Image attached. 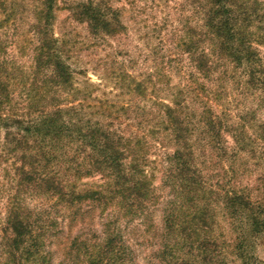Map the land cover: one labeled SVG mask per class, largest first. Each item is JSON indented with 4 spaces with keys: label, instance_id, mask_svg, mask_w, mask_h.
<instances>
[{
    "label": "rangeland",
    "instance_id": "obj_1",
    "mask_svg": "<svg viewBox=\"0 0 264 264\" xmlns=\"http://www.w3.org/2000/svg\"><path fill=\"white\" fill-rule=\"evenodd\" d=\"M79 1L87 0H56L50 25L74 81L72 89H64L55 88L49 74L33 69L38 43L34 25L40 19L41 0H0V43L5 47L1 56L15 108L26 112L28 104L40 96L49 99L53 94L61 95L62 102L67 100L82 108L85 118L97 120L123 137H134L141 143L139 152L146 158V175L155 200L148 203L145 214L134 215L129 221L117 207L101 211V207L87 203L70 220L64 205L56 204L46 194L22 198L16 190L14 157L1 156L0 264L5 261L3 226L7 208L18 196L35 224H52L44 236V250L49 251L51 264H79L81 255L77 257L71 248L73 239L99 240L104 235V223L119 215L118 225L135 264H174L171 256L179 255L193 260L198 240L207 237L217 239L211 245L216 248L211 256L214 264L225 263V241L229 264H264V234L254 238L241 233L239 238L245 237L248 245L239 256L235 248L238 231L221 202L225 187L232 185L248 188L253 199L264 200V143L251 155L237 150L235 143L246 133L253 136L260 130L264 93L246 84L242 69L225 60L216 40L208 34L206 0H94L118 12L123 28L110 36L92 34L85 22L74 18L71 6ZM237 2L259 41L264 0ZM257 41L252 45L264 61V40ZM192 42L199 45L198 54L186 51ZM200 51L208 60V75L195 67ZM175 101L190 116L194 165L210 195L195 203L187 197L184 205L205 209L207 214L182 234H167L165 218L171 211L175 214L180 210L183 198L170 163L174 141L163 122V105ZM205 115L219 121L215 129L205 127ZM98 179L99 174L83 175L76 183L79 188L89 187ZM243 222L247 228V222ZM174 240H179V248L174 247L168 255L164 247ZM192 264L204 263L195 259Z\"/></svg>",
    "mask_w": 264,
    "mask_h": 264
},
{
    "label": "trees",
    "instance_id": "obj_2",
    "mask_svg": "<svg viewBox=\"0 0 264 264\" xmlns=\"http://www.w3.org/2000/svg\"><path fill=\"white\" fill-rule=\"evenodd\" d=\"M206 2L205 28L216 40L220 53L234 68L242 69L246 84L254 85L264 93V61L252 45L258 38L249 27L251 21L245 18L244 8L237 0ZM41 5L40 19L34 25L38 43L33 53V69L49 74L50 83L55 88L72 89L74 81L69 65L50 29L56 0H41ZM71 8L74 18L85 22L92 34L110 36L123 28L118 12L109 5L87 0L75 2ZM258 33L262 38L257 42L261 43L264 40V17ZM3 46L0 43V157H14L16 190L21 197L46 194L56 204L64 205L70 220L84 203L101 207V211L117 207L123 210L121 216L128 221L134 215L145 214L155 195L152 182L146 175V158L139 152L141 143L134 137L121 136L97 120L85 118L82 108L68 104L67 100L62 102L61 95L53 94L49 99L44 98L48 96H40L33 104H28L26 112L19 111L15 108L13 89L1 56L5 50ZM198 48L199 45L192 42L186 51L198 54ZM202 53L199 52L195 67L208 75L210 66ZM180 105L178 101L173 105H163L164 129L170 132L175 145L170 163L176 184L183 194L180 210L175 214L171 211L165 218L167 234L170 231L182 234L207 214L205 209L200 211V208L190 209L184 205L187 197L190 196V201L195 203L210 195L194 165L193 146L189 139L192 133L190 116ZM217 122L212 115L203 118L209 130L215 129ZM263 124L253 136L246 133L236 139L237 150L244 151L246 155L251 152V155L258 148L262 149ZM95 174H99L95 185L77 186V179ZM68 176L73 180H67ZM247 189L233 185L225 187L221 198L226 216L238 231L235 248L239 256L244 255V248L248 245L245 237L239 238L241 233L246 232L254 238L264 234V200L253 199ZM12 199L3 226V264H51L49 251L44 250V236L52 226L51 222L35 224L21 198ZM119 218L120 215L104 223V235L99 240L73 239L71 248L77 257L81 255L79 264H135L120 231ZM243 221L247 222V228ZM179 240L165 245L168 255L172 254L170 251L174 247L179 248ZM198 241L193 260L182 255L177 258L171 256L174 264H192L195 259L204 264H214L211 256L216 248L211 245H215L217 239L207 237ZM224 264H229L226 241Z\"/></svg>",
    "mask_w": 264,
    "mask_h": 264
}]
</instances>
